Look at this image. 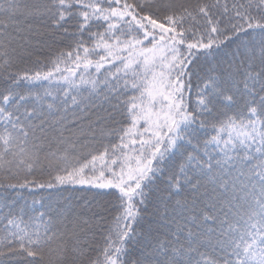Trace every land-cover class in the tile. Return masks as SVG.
<instances>
[{
    "label": "snow or ice",
    "instance_id": "1",
    "mask_svg": "<svg viewBox=\"0 0 264 264\" xmlns=\"http://www.w3.org/2000/svg\"><path fill=\"white\" fill-rule=\"evenodd\" d=\"M0 264H264V0H0Z\"/></svg>",
    "mask_w": 264,
    "mask_h": 264
}]
</instances>
